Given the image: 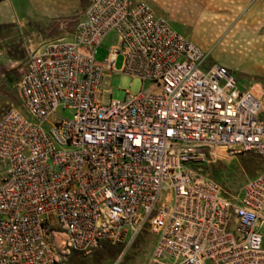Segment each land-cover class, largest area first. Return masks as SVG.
<instances>
[{"label": "built area", "instance_id": "2783aa9c", "mask_svg": "<svg viewBox=\"0 0 264 264\" xmlns=\"http://www.w3.org/2000/svg\"><path fill=\"white\" fill-rule=\"evenodd\" d=\"M83 2L70 41L27 55L14 86L24 114L0 117V264L127 250L146 230L145 264H195L201 49L142 0ZM208 68L206 163L221 149L264 159L263 89L241 91L229 69ZM105 73L150 87L102 105ZM204 209L203 264H264V172L235 197L206 174Z\"/></svg>", "mask_w": 264, "mask_h": 264}, {"label": "rangeland", "instance_id": "374dc122", "mask_svg": "<svg viewBox=\"0 0 264 264\" xmlns=\"http://www.w3.org/2000/svg\"><path fill=\"white\" fill-rule=\"evenodd\" d=\"M146 1L149 2L155 12L157 10L164 12V10L166 11L164 5L170 0ZM161 16L165 20H170V18L174 20V15H169V13ZM194 33H196L195 30ZM202 34L199 33V37L202 38ZM31 38L33 39L34 35H30L29 32L20 28L0 26V117L12 106H16L24 114L20 108L14 86L19 80L21 72H23L27 55L39 48L30 40ZM203 39L207 43H212L214 48L209 55L207 54L206 66H221L220 63L223 61L236 59L238 49L231 45L228 38L220 41L219 37L216 39L213 31L207 30L204 32ZM115 41L116 36L114 34L103 40L101 47L96 52L95 60L97 62L106 57L108 48L114 45ZM201 50L208 53L206 50ZM122 63L121 56L115 59L116 71L122 70ZM236 79L248 90L258 84L264 91V76H247L237 73ZM149 87V83L142 85L137 78L119 73H105L102 76L96 100L102 105L108 106L111 101L123 100L125 92L129 95H136L141 91H146ZM57 115L70 119L72 116L69 110H59ZM217 157L219 159L207 163L205 159V162L200 164L199 167L204 174H207L210 179L221 187L227 197L237 196L243 184L254 178L258 173L264 172V159L253 154L232 156L221 149L218 150ZM58 240H60V237H58ZM153 243V236L146 230L134 239L127 250L124 246L100 244L86 252H70L69 254L58 252V259L54 264H145Z\"/></svg>", "mask_w": 264, "mask_h": 264}, {"label": "crops", "instance_id": "0c3cea01", "mask_svg": "<svg viewBox=\"0 0 264 264\" xmlns=\"http://www.w3.org/2000/svg\"><path fill=\"white\" fill-rule=\"evenodd\" d=\"M142 1L150 6L148 1ZM83 3V0H0V26L29 32L34 35L30 40L39 48L53 41H70L84 18ZM164 8V12L151 9L163 19V14L174 15V20L166 19L170 27L208 55L214 48L203 39L204 32L213 31L220 41L228 38L238 49L237 57L220 65L235 78L237 73L264 76V0H170ZM199 33H203L202 38ZM237 85L241 91H248L238 80Z\"/></svg>", "mask_w": 264, "mask_h": 264}, {"label": "bare ground", "instance_id": "6f19581e", "mask_svg": "<svg viewBox=\"0 0 264 264\" xmlns=\"http://www.w3.org/2000/svg\"><path fill=\"white\" fill-rule=\"evenodd\" d=\"M207 53L201 50V59H200V94H199V129H198V165H197V200H196V235H195V252H194V261L195 264H203V235H204V200H205V182L206 174L200 169L199 165L205 162L206 159V129H207V112H208V103H207V94H208V77H209V68L206 66Z\"/></svg>", "mask_w": 264, "mask_h": 264}]
</instances>
